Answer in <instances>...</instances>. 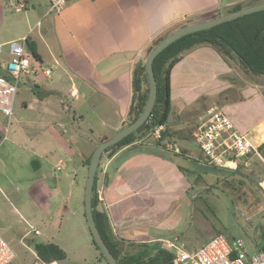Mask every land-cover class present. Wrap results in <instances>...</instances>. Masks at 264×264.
I'll use <instances>...</instances> for the list:
<instances>
[{
	"label": "crops",
	"instance_id": "0c3cea01",
	"mask_svg": "<svg viewBox=\"0 0 264 264\" xmlns=\"http://www.w3.org/2000/svg\"><path fill=\"white\" fill-rule=\"evenodd\" d=\"M83 1L95 5L96 11L87 22L74 20L67 27L64 25L59 30L54 50L40 52L35 40L26 35L35 42L39 61L50 66L51 74L22 80L21 83H28L25 85L35 86L41 97L19 87L12 117L8 120L0 113V160L3 163L11 156L16 158L17 162L9 168L14 181H23L28 197L47 212L55 205L50 198L60 193L57 184L61 178L67 182L70 191L74 189L76 198L80 197L79 166H84V160L91 156L101 140L123 127L132 96L133 69L139 62H144L153 39L180 17L210 11L220 5L237 4L236 0H69L58 11L57 17L61 20L77 18L68 17L69 11ZM210 49L201 45L184 51L170 72L171 109L167 123L163 125L169 135L164 140L174 142L180 153L144 137L101 155L94 180L96 208L106 213L113 235L121 242L122 255L129 254L134 244L151 245L150 255L158 248L165 249L167 241L185 246L183 239L190 237L192 209H198L196 230L204 231L207 227L204 208L198 198L210 189L205 183L207 175L214 177V181L219 179L215 171L206 173V165L217 166L209 164L197 146L192 149L185 143L178 145L177 141L186 140V133L199 118H207V110L213 104L205 106L215 100V87L220 89L221 76L230 69L214 49L218 56L208 55ZM4 55L8 57L7 53ZM205 56H209L215 66L204 76L198 68ZM196 76L200 83L196 84ZM216 83L219 86H215ZM200 97H205L201 109L191 113L189 108ZM251 97L260 101L262 117L259 119L243 113V104L247 105ZM221 109L238 130L250 136L256 148L264 142V139L255 140L264 132L263 95L243 92L240 100L228 101ZM66 111L70 113V123L78 125L76 134L69 133L64 121ZM185 112H190L186 118ZM12 121L30 134L29 146L12 142L10 146L5 145ZM5 128L7 138L2 140ZM253 152L263 160L257 151ZM251 154L244 158L245 164L242 161L229 170L246 174L240 167L248 166ZM76 157H79L80 165L75 161ZM62 170L66 172L62 173ZM8 181L11 182L9 178ZM259 184L264 195V181ZM24 234L34 238L32 233ZM215 234L211 231L207 239L194 242L189 251L205 244ZM263 236L264 226L254 231L253 252H246L248 256L261 250ZM34 256L37 258L35 252ZM124 260L127 261L126 257Z\"/></svg>",
	"mask_w": 264,
	"mask_h": 264
},
{
	"label": "rangeland",
	"instance_id": "374dc122",
	"mask_svg": "<svg viewBox=\"0 0 264 264\" xmlns=\"http://www.w3.org/2000/svg\"><path fill=\"white\" fill-rule=\"evenodd\" d=\"M236 1L242 7L264 2V0ZM20 3L24 4L25 8L18 10L16 7ZM231 6L232 4L220 5L210 11L180 17L170 24L164 32H172L179 27L228 13V9ZM95 11V5L90 4L88 1H83L79 7L69 11L70 16L68 17L77 18L61 20L59 16L57 17L59 12L49 10L47 0H0V44L30 35L37 43L40 52L45 53L49 49L54 50L59 30L64 25L67 27L74 20L87 22ZM98 12H101V7H98ZM210 50L208 55L214 56L216 52L212 49ZM146 55L147 53L144 56V60ZM6 58V55L0 54V62L5 61ZM201 59L198 72L203 73L205 76L215 64L209 56ZM41 62L47 65L44 61ZM205 65L206 68L203 69L202 67H205ZM47 66L50 67L49 65ZM229 67V71L221 76L220 89L215 87V100L209 101L205 107L213 104L221 108L228 101L240 100L243 92L246 95L259 93L264 96V74L253 75L238 62L231 61ZM197 77L196 84L200 83V81H197ZM207 80L210 81L211 79L207 78ZM25 84L28 83H21L19 87L27 88L30 92L35 89L33 85ZM215 86H219L218 83ZM211 87H214V85L212 84ZM204 98L200 97L197 102H195L196 100L194 101L195 103L189 108L191 113L201 109ZM70 101L71 99L69 98L68 102L70 103ZM243 106H245L243 108L245 109L243 112L245 115H255L258 117L257 119L262 117L260 116L262 114L260 101L256 97H251L247 105L244 103ZM68 112H65L67 114H65L64 121L69 128V133L73 132V134H76L79 131L78 125L70 123L71 118ZM190 112H185L184 118ZM202 120H204V117L199 118L190 132L186 133V140H178L177 144L184 145L185 143L188 148L196 149L194 143L192 144V139H190L191 132ZM12 129H15V132ZM250 134L254 135L253 132H250ZM29 138L30 134L19 123L12 121L5 145L10 146L12 142L13 144L19 143L29 146ZM256 139H260L259 141L263 140L264 132L257 136ZM254 143L258 142L255 141ZM13 150L16 149L14 148ZM255 151L261 155L263 160L256 157L257 155L252 152V157L250 156V159L247 158L248 166L245 168L240 167L242 172H246V174L243 173L244 175L238 171L206 165V173L215 171L219 179L214 181V177L206 176L205 183L210 189L205 190V193L201 194V198H198V201L204 208L202 212L207 227L204 231L196 230L195 220L198 218V209L194 211L192 209L191 216H193V220L189 228L190 237L183 239L185 246L182 244L186 250H191L194 242L207 239L208 234L212 231L214 234H222L227 239L241 238L244 242L245 252H253L252 234L256 229L264 226V195L259 184V181H264V147L261 150L256 148ZM11 157L10 159L7 158V160L2 157L4 159L3 163L0 160V235L14 252V259L9 264L41 263L34 256L33 250V243L39 241H52L58 244L66 253V264H107L106 260L100 257L99 250L92 243L91 234L84 216L83 194L87 167L85 165L79 166L80 171L77 175V182L78 186L80 185L81 187L80 197L76 198L74 189L70 191L67 182L61 178L57 184L60 193L50 198V201L54 202L55 205L47 212L28 197L23 181H14L9 168L12 169V165L17 160L14 156ZM75 161L78 162L79 157H76ZM24 167H27V165H24ZM65 172L66 170H62V173ZM8 178L11 182L8 181ZM63 198H66V201ZM31 227L38 229L40 232L38 235L34 234L33 239L24 234L25 232L30 233ZM151 244L154 243L152 242ZM134 246L133 250L125 255L126 262L142 259L149 255L152 250L151 245L146 243L134 244Z\"/></svg>",
	"mask_w": 264,
	"mask_h": 264
},
{
	"label": "trees",
	"instance_id": "16d2710c",
	"mask_svg": "<svg viewBox=\"0 0 264 264\" xmlns=\"http://www.w3.org/2000/svg\"><path fill=\"white\" fill-rule=\"evenodd\" d=\"M242 8L240 4H234L228 9V12ZM170 32H162L147 48L146 53L165 35ZM27 48L32 55L39 59L35 42L26 36ZM209 46L214 49L221 58L228 64L238 62L243 68L253 75L264 74V9L243 16H239L229 21L222 22L208 29H203L186 34L175 40L161 52H159L152 62V69L156 79V97L153 108L146 121L138 127L134 132L130 133L116 144L105 149L106 151H115L118 148L133 143L136 140L147 137L150 138L151 131L159 124L165 125L171 109L170 101V72L172 67L181 59L184 51L197 46ZM1 71V70H0ZM35 88V86H34ZM33 94L41 97L39 91L35 88ZM148 92L147 75L144 69V63L139 62L133 69L132 75V96L129 104L127 117L123 123L133 121L142 111L146 101ZM168 132L164 128L161 131V140L156 142L162 143V140L168 136ZM264 142L257 148L261 150ZM90 156L84 160V165L88 167ZM96 177V175H95ZM95 180V179H94ZM94 189V183H93ZM96 195L91 199V207L93 217L97 229L116 259L117 264H172L171 252L164 248H158L153 255H148L146 259L126 262L125 255L121 253V242L115 238L104 211L96 208ZM92 240V237H91ZM95 248L99 250L93 242ZM33 250L43 263L47 264H66L65 251L54 242H34ZM100 252V251H99ZM100 257L104 259L100 252ZM105 260V259H104Z\"/></svg>",
	"mask_w": 264,
	"mask_h": 264
},
{
	"label": "built area",
	"instance_id": "2783aa9c",
	"mask_svg": "<svg viewBox=\"0 0 264 264\" xmlns=\"http://www.w3.org/2000/svg\"><path fill=\"white\" fill-rule=\"evenodd\" d=\"M47 1L50 10L58 12L69 0ZM23 8L25 5L21 3L16 7L18 10ZM5 53L8 57L0 64V113L9 120L13 115L14 99L22 80L40 75L49 77L51 68L28 50L26 36L1 43L0 54ZM207 113V118L192 132L194 145L202 152L207 162L214 166L231 169L242 161L245 164L244 158L256 150L250 136L238 130L221 108L213 105L208 108ZM162 130L163 125L159 124L151 131L150 138L161 140ZM6 131L7 128L3 130L2 140L7 138ZM162 144L167 149L180 153V148L174 142L162 140ZM59 166L57 168H60ZM262 188L264 191V187ZM30 233L37 235L39 231L31 227ZM165 249L172 254V264H264V236L261 250L251 256L245 252L241 238L228 241L219 233L192 251L174 241L165 242ZM13 259V250L0 235V264H9Z\"/></svg>",
	"mask_w": 264,
	"mask_h": 264
},
{
	"label": "water",
	"instance_id": "95a60500",
	"mask_svg": "<svg viewBox=\"0 0 264 264\" xmlns=\"http://www.w3.org/2000/svg\"><path fill=\"white\" fill-rule=\"evenodd\" d=\"M264 9V2L254 4L247 7H242L238 10L231 11L220 16L214 17L209 20L188 24L182 27L175 29L174 31L170 32L169 34L165 35L161 40H159L148 52L146 58L144 60V69L147 75V84H148V92L146 101L144 103L143 109L141 113L131 122L127 123L125 126L120 128L115 134L111 137L101 140L97 146L94 148L89 164L87 167V174L85 178L84 184V194H83V205H84V216L86 219V223L88 225L91 237L93 242L99 248V251L103 255L104 259L106 260L107 264H117L115 257L108 249L107 245L105 244L104 240L102 239L92 212L91 207V199L94 195L93 183L95 179L96 170L99 164V160L101 155L105 151L106 148L116 144L118 141L129 135L130 133L134 132L138 127H140L146 119L149 117L151 110L153 108V104L155 102L156 97V79L152 69V62L155 56L161 52L165 47L169 44L174 42L175 40L179 39L180 37L203 29H208L213 27L217 24H220L225 21L232 20L239 16H243L249 13H253L259 10Z\"/></svg>",
	"mask_w": 264,
	"mask_h": 264
}]
</instances>
